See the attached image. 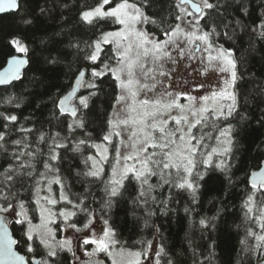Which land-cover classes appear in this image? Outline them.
<instances>
[{
    "label": "trees",
    "instance_id": "obj_1",
    "mask_svg": "<svg viewBox=\"0 0 264 264\" xmlns=\"http://www.w3.org/2000/svg\"><path fill=\"white\" fill-rule=\"evenodd\" d=\"M194 1L202 6V0ZM119 2L110 0L108 5ZM129 2L137 3L150 21H154L146 23V27L159 38L177 24L180 0ZM210 2L217 7L205 9L206 15L201 16L200 23L210 34L212 45L231 50L236 61L237 79L233 86L236 111L219 125L224 127L231 123L234 128L230 157L233 180L227 184L218 171L208 172L200 181L195 203L188 190L175 186L179 178L174 173L164 177L169 183H164L159 174L149 177L148 184L143 186V197L139 196L140 182L134 178L125 179L119 194L110 197L105 190L111 180L107 162L98 177L86 175L91 170L88 157L95 153L93 145L102 142L110 131L108 121L119 92L110 73L98 78L91 76L93 67L101 70L104 64L115 65L116 54L111 44L103 46L95 64L85 59L91 51L89 44L97 41L103 32L118 27L112 18L94 20L92 24L81 20V12L95 8L101 0H18V9L0 14V69L10 56L23 54L15 51L10 44L12 39H21L30 50L23 54L29 63L21 79L0 87V113L18 117L17 122L0 119V131L7 133L4 147L0 148V174L9 164L18 166L14 153L39 150L31 159L33 167L15 175L10 188L0 183V191L15 194L9 197L14 204L23 201L32 222L39 216L38 193L47 182L59 177L71 201L69 206L75 210L72 224L84 226L91 217L103 224L107 221L119 247L142 255L154 247L152 264H157V260L159 264H264L262 242L249 235L250 231L256 235L262 232L245 205L254 192L248 176L264 161V0ZM41 9H44L43 14ZM25 20L32 23H25ZM69 41L78 42L79 50L69 48ZM53 55L60 57L62 63H46L45 58ZM77 69L86 73L76 97L90 92L95 95L91 97L88 109H81L77 117H72L61 114L53 101L73 87L80 73ZM89 83H95L97 87L89 88ZM9 98H13L11 103ZM74 103L78 101L74 99ZM77 118L84 121L85 127L69 130L68 125ZM4 124H7L6 129ZM21 128L32 131L21 132ZM41 133L45 134L44 141L39 139ZM56 133L60 136L57 143L64 147L56 149L57 160L49 161V146ZM14 140H23L29 147L24 149L22 145H15ZM80 140L87 143L77 151L75 145ZM215 143V140H207V150ZM21 159L25 163L29 161L27 156ZM45 162H50L52 168L46 169ZM196 170L206 171L203 165ZM2 179L0 175V181ZM149 185L152 186L150 190ZM254 198L257 202L264 200V192L255 191ZM0 203H3L2 199ZM82 208L88 211H81ZM186 208L189 211L186 212ZM2 214L8 216L14 212ZM202 218L207 219L206 225L199 223ZM16 219L10 220L15 239L21 241L16 248L27 259L45 257L47 250L37 239L28 241L34 251H27V244L23 243L27 239L23 235L27 222L17 224ZM161 248L163 251L157 257ZM57 252L58 256L51 258L55 264H75L73 250L63 248ZM91 258H103L111 264L106 253L96 252Z\"/></svg>",
    "mask_w": 264,
    "mask_h": 264
},
{
    "label": "snow or ice",
    "instance_id": "obj_2",
    "mask_svg": "<svg viewBox=\"0 0 264 264\" xmlns=\"http://www.w3.org/2000/svg\"><path fill=\"white\" fill-rule=\"evenodd\" d=\"M189 2L190 0H180L181 4ZM109 3L110 0H101V3L95 8L84 10L80 14L81 20L88 24H92L94 20L112 18L115 23L123 26L118 31L103 33L100 40L89 44L88 48L91 51L85 57V59L95 64L100 59L99 54L102 51V44L114 43L116 45L115 66L104 64L101 70L93 67L91 76L98 78L104 76L106 73H110L117 82L120 94L116 97V101L117 104L123 105L125 117L123 119L118 118L115 121L109 120L108 125L112 129L123 128L124 130H131L128 137L131 142L129 145L131 152L123 156L122 159L125 161V164L122 170L113 167V179L107 183L105 189L108 195L116 197L120 192V188L123 187V181L134 178L140 182L141 191L139 196L143 197L145 196L143 186L148 184L149 177L157 174L161 176L164 183H169V180L164 179V177H171L174 173L179 178L175 186L188 190L192 196L193 203H195L197 191L201 187L200 181L205 179L208 172L218 171L225 182L231 184L233 180V165L230 162V157L233 149L234 128L231 123H226L224 127L219 126L221 121H227L236 111V96L231 89L237 79V73L236 61L232 58L231 50H224L223 48L215 49L216 55H212L213 46L209 41L210 34L208 32H203L199 36H195L194 33H184L190 43L193 42L194 37L195 40L206 44L204 51L207 53V60L209 62L215 61L220 66L219 71L221 73L229 74V79L224 80L223 86L219 90H212L199 98L184 93L174 94L171 91H166L162 96L149 99L147 98L148 94L155 92L158 84L162 83L156 81V75H168L164 71L157 73L155 66L161 64L165 58H171V52L167 46L175 44V40L172 37L178 36L182 30L177 25L171 31L164 32V35L169 39L153 41L149 38L148 33L137 28L139 23H154V21H150V18L144 14L142 8L137 3H130L129 0H120L119 3H116L115 7L104 10V6ZM18 7V0H0V12L16 10ZM193 7L204 16L206 15L205 9H215L217 5L210 2V0H202V6L193 5ZM40 11L42 14L44 13V9ZM181 11L183 12L185 9L181 8ZM189 15L191 14L189 13ZM24 22L28 24L32 23L30 20H25ZM10 44L18 53L28 54L30 51L29 47L21 39L14 38L10 41ZM68 47L79 50V43L69 41ZM196 51H200L199 45L196 46ZM180 55H184L183 49H180ZM45 60L46 63L53 65L62 63L60 57L55 55L51 56V58L46 57ZM149 60L152 62V67L148 66ZM28 63L29 59L12 56L7 61L8 66L0 72V84L9 83L12 80H20L22 76L21 69ZM68 67L71 70L70 64ZM138 70L142 74V79L137 76ZM77 71L80 72L79 69ZM80 75H84V73L80 72ZM149 80L152 83H149ZM87 87L96 88L97 85L89 83ZM199 87L203 88L204 86L200 85ZM142 93L145 98L140 99L139 97ZM93 95L95 93L90 92L88 95L76 97L75 92H72L54 100L53 104L54 107L59 109L61 114L70 113L72 117H77L81 109L89 108V101ZM182 96L189 102L186 104L180 103L179 101ZM74 98L78 101L77 104L70 103ZM12 99L9 98L8 102L11 103ZM173 112L176 114H173ZM0 119L9 122L18 121L16 115H4L2 113H0ZM3 127L6 129L7 124H4ZM84 127V121L80 118L75 119L72 124L68 125L69 130ZM20 131L31 132L32 130L21 128ZM120 134L119 131L109 132L104 135L103 140L111 142L113 135L120 136ZM6 135V131H0V148L4 147ZM59 138V133L54 134L51 138L52 144L49 146V161L57 160L58 154L56 153V149L64 147L63 144L57 143ZM39 139L44 141L45 134L41 133ZM207 140H215L216 142L215 146H212L210 150H207L209 147L206 144ZM12 143L22 145L24 149L29 147L23 140H14ZM86 143V140L78 141L75 149L78 151L80 146ZM93 146L98 151L101 150V145L97 144ZM38 151L37 149L35 152L20 151L14 153V160L18 166L9 164L4 173L0 174L3 177L0 183L10 188L14 183L13 177L15 175L22 174V170L25 168L33 167L31 159L35 158ZM103 151L106 152L107 149L105 148ZM25 156L29 157L27 163L21 159ZM116 156V163L119 164L121 159L119 147L116 148ZM198 157L200 158L199 160L197 159ZM102 159H107V157L102 156ZM88 160H92L93 164L92 170L87 172L86 175L98 177L102 171L98 167V162L93 156H89ZM128 161H132V163L128 164ZM199 165H203L206 171H197L196 169ZM44 167L51 169L52 165L50 162H45ZM258 167L259 171L251 173V188L254 192L252 195H249L248 200L245 202L249 212L252 211L255 191L264 192V161ZM28 175H31V172ZM117 176L119 178H116ZM56 182L58 183L59 180ZM151 187L149 185L148 189L150 190ZM14 195L10 191L7 194L0 191V199L3 200V203H0V213L12 211L18 217L15 223H28L29 227L23 234L27 239L23 243L27 244V251L29 253L34 251L32 244L28 243V241L34 240V234L39 238L40 244L43 245L47 252L46 256L39 260L26 259L25 256L19 255L14 251L13 245H17L21 241L13 239L8 234L6 227L7 217L0 216V264H55L51 258L58 256L57 249L62 250L67 247L71 251V241H55L52 229L48 227L50 221L33 225L27 215L23 201L14 204L9 199L10 196ZM44 199L49 204L57 203L56 200H50L47 197ZM61 199H67V197L62 196ZM17 207L19 211L16 210ZM77 207L79 206L77 205ZM81 211L87 212L88 210L82 208ZM185 211L187 212L189 209L186 208ZM45 213H48L49 216L53 215L48 209H41L42 218ZM60 215L67 220L70 216L75 215V213H65L62 211ZM257 219L264 221V212ZM199 223L203 226L208 221L202 218ZM105 224H107V221H105ZM70 227L75 228L76 226L73 224ZM260 227L264 229V223H261ZM249 235H254L257 241H264V235H256L251 231ZM84 243L96 245V248L91 253H87L91 258L96 252L112 255L113 253L110 249L117 242L113 239L112 230L105 228L102 237L95 240L85 239ZM162 251L163 249L161 248L156 253V256L159 257ZM120 255H125L123 249H121ZM127 256L129 257L127 264H139L141 253H127ZM113 264H116V262L114 261ZM157 264H159L158 260Z\"/></svg>",
    "mask_w": 264,
    "mask_h": 264
},
{
    "label": "rangeland",
    "instance_id": "obj_3",
    "mask_svg": "<svg viewBox=\"0 0 264 264\" xmlns=\"http://www.w3.org/2000/svg\"><path fill=\"white\" fill-rule=\"evenodd\" d=\"M110 7H115V5L114 6L105 5L104 10H108ZM181 8H184L185 11L182 12ZM142 11L144 12L143 9ZM189 13L191 15H189ZM201 16H202L201 14L200 15L195 14L188 5L180 4L178 21L175 27L179 25L182 31L178 36L172 37V39L175 40V44H170L167 46L168 50L171 52V58L170 59L165 58L161 62V64L155 66L157 73L159 71H164L168 75L165 76H160L158 74L156 75V81L162 83H159L157 90L155 92L149 93L147 98L155 99L159 96H162L166 91H171L174 94L184 93L199 98L205 94H208L212 90H219L223 86L224 80L229 79V74L221 73L219 71L220 66L215 61L209 62L207 60V53L204 51L206 44L204 42L195 40L193 37V42L190 43L188 38L184 35V33H189V34L194 33L195 36H199L203 32H206L200 23ZM122 27H123L122 25L118 24V27H116L115 29H109L105 32H115L120 30ZM137 28L141 31L148 33L149 38L153 41H163L169 39L166 36H164L163 38H159L155 34L149 32L146 27V23H139L137 25ZM101 37L98 40H100ZM104 45L106 44H102L101 48H103ZM111 45L115 51L116 45L114 43H112ZM197 45H199L200 51H196ZM212 46H213L212 55H216L215 49H219V48L215 47L214 45ZM149 47H151V45H149ZM180 49L184 50L183 56L180 55ZM148 66L149 67L153 66L151 60H149ZM137 76L142 79V74L139 72V70L137 71ZM148 82L152 83L151 80H149ZM200 85H203L204 87L201 88L199 87ZM231 91H233V87ZM119 94H120V89L118 95ZM139 98L140 99L145 98L144 94L142 93ZM179 102L182 104H186L189 101H187L182 96ZM173 114L176 113L173 112ZM124 117H125V112L123 111V105L117 104L116 101L113 107L111 120L115 121L118 118L123 119ZM112 131H119L121 134L120 136L113 135L111 138V142L103 140L102 142L98 143L99 145H101V150L98 151V149L95 148V153L91 155L98 162V167L100 169L104 168L105 162L109 164L108 167H109L110 179H113V173H112L113 167H116L118 170H122L125 164V161L122 158L124 155L129 154L131 152V148L129 146L131 142L128 139L131 130L130 129L124 130L123 128H116V129L110 128L109 132ZM117 147H119L120 149V157H121L119 164L116 163ZM105 148L107 149L106 152L103 151V149ZM102 156H106L107 159H102ZM127 163L131 164L132 161H128ZM92 164L93 161L89 160V166L91 170H92ZM116 178L119 177L117 176ZM54 182L55 179H52L51 183L47 182L46 186L43 187L38 193L37 206H38L39 216H38V220L36 222H32V224L39 225L42 222L50 221L48 223V227L52 229V233L55 241L58 242L62 240H70L71 250H73V252L74 250H76V253L80 256V258L89 257L87 253H91L96 248V245L91 243L85 244L84 240L98 239L99 237L103 236L104 229L110 227L107 226L106 224L101 223L99 220H96L94 217H91L89 220H87L84 223V226H79V227L76 226L75 228L70 227V225H73L71 223V218L73 216H70L67 220H65L64 217L60 215L62 211L65 213L72 212L69 211L70 208H68V206L63 205L66 201L69 200L61 199L62 196L67 197V195L64 193L61 184H59L55 189L53 185ZM45 197H47L50 200H56L57 203L49 204L44 199ZM41 209H48L51 213H53V215L49 216L48 213H45L44 217L42 218ZM262 212H264V200L257 202L254 198L252 204V211L249 213L255 217L257 228L260 232H262L259 233V235H264V229L260 227V224L264 223V221H260L257 219V217L260 216ZM8 216L10 220L11 218L18 219V217H16L15 214H8ZM28 227L29 225L27 223V228ZM77 229H79V231H77ZM34 239H37L39 241V238L35 234H34ZM113 239L116 241L114 237V233H113ZM261 242L263 244V250H264V241ZM153 248L154 247H151V249L146 255L141 254L139 258V264H152L153 256H154ZM121 249H123L125 252L124 256L120 255ZM110 251L113 253L112 255H108L107 253L106 254L111 264H113L114 261L116 262V264H127V261L129 259L127 253L138 252V251H132L129 249H124L122 247H119L117 243L114 246H112Z\"/></svg>",
    "mask_w": 264,
    "mask_h": 264
},
{
    "label": "water",
    "instance_id": "obj_4",
    "mask_svg": "<svg viewBox=\"0 0 264 264\" xmlns=\"http://www.w3.org/2000/svg\"><path fill=\"white\" fill-rule=\"evenodd\" d=\"M180 4H181V3H180ZM185 4L188 5V6L190 7V9H191L195 14H198V15L201 14V13H199V12L196 11V8H195V7H193V5H199V6H201L200 3H198V2H196V1H194V0H190L189 3H185ZM185 4H181V5H185ZM11 11H15V10H9V11H6V12H0V14H4V13H7V12H11ZM13 56H18V57H20V58L28 59L27 56H26V55H23V54H16V55H13ZM11 57H12V56H10V57L8 58V60H9ZM8 60H7V61H8ZM7 66H8V64H7V62H6V64L4 65V67L0 69V72H2V71L4 70V68H6ZM25 67H26V65L23 66L22 69H21L22 74H23V71H24ZM81 72H83L84 75H80V73L78 74L77 77H79V79L76 78V80H75V82H74V84H73V87H72V88H71V89H70V90H69L64 96H66V95H68L69 93H72V92H75V95L77 96V94L79 93V90H80V88H81V85H82V83H83V81H84L86 71H85V70H82ZM15 81H16V80H12V81H10L9 83H6V84H0V87H1V86L9 85V84H11V83H13V82H15ZM74 99H75V98H74ZM74 99H72V100L70 101L71 104H75V103H74ZM67 114L70 115V113H67ZM254 171H259V168L256 169V170H253L252 172H254ZM252 172H251V173H252ZM251 173H250L249 176H248V182H249L250 185H251ZM0 216H5V217H7L6 227H7V229H8V234H9L13 239H15V237H14V235H13V233H12L11 227H10V218H9V216H7V215H5V214H2V213H0ZM13 249H14V251H16L19 255L25 256L23 253H21V252L16 248V245H13ZM25 258L27 259L26 256H25ZM39 259H41V258H40V257H36V258H34L33 260H39ZM75 262H76L75 264H108V263L105 261V259H103V258H90V259H85V260H83V259L80 258V256H79L78 254H77L76 257H75Z\"/></svg>",
    "mask_w": 264,
    "mask_h": 264
},
{
    "label": "flooded vegetation",
    "instance_id": "obj_5",
    "mask_svg": "<svg viewBox=\"0 0 264 264\" xmlns=\"http://www.w3.org/2000/svg\"><path fill=\"white\" fill-rule=\"evenodd\" d=\"M54 179H55V185L56 186H58L59 184H61V186H62V188H63V190H64V193L67 195V193L65 192V189H64V186L62 185V182H61V179L59 178V177H54ZM57 180H59V182L57 183L56 181ZM57 188V187H56ZM55 188V189H56ZM67 199H68V197H67ZM65 202V201H64ZM63 205H70V203H69V201H66ZM70 207V206H69ZM71 208V207H70ZM69 211H72V212H74L75 213V210H73L72 208L71 209H69ZM74 216V215H73ZM72 219V218H71ZM74 259H75V257H76V255H77V253H76V250H74ZM105 261L107 262V260L105 259ZM108 263V262H107Z\"/></svg>",
    "mask_w": 264,
    "mask_h": 264
},
{
    "label": "bare ground",
    "instance_id": "obj_6",
    "mask_svg": "<svg viewBox=\"0 0 264 264\" xmlns=\"http://www.w3.org/2000/svg\"><path fill=\"white\" fill-rule=\"evenodd\" d=\"M167 195V194H166Z\"/></svg>",
    "mask_w": 264,
    "mask_h": 264
}]
</instances>
